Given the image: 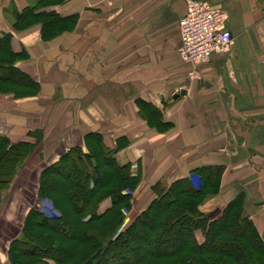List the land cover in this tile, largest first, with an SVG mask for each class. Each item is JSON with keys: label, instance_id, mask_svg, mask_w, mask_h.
Masks as SVG:
<instances>
[{"label": "crops", "instance_id": "obj_1", "mask_svg": "<svg viewBox=\"0 0 264 264\" xmlns=\"http://www.w3.org/2000/svg\"><path fill=\"white\" fill-rule=\"evenodd\" d=\"M208 1L226 14L233 42L228 52L191 67L187 76L177 53L186 0H0V36L11 35L12 50L28 56L16 67L41 92L45 84L50 97L59 91L54 111L59 120L70 114L71 125L76 123L75 145L98 133L109 149L127 146L114 154L119 165L143 171L156 161L157 174L169 181L185 172L177 162L183 154L186 162H202L190 164L193 169L209 165L202 147L218 146L223 161L215 165L224 167L220 189L199 205L202 213L232 199L226 195L229 185L233 189L232 158L244 149L259 194L249 196L248 188L243 194L249 207L260 208L249 219L264 243V0ZM28 9L71 17L72 29L43 40L41 22L17 26L15 13ZM182 90L183 96L173 97ZM144 103L161 113L165 128L152 118L148 123ZM244 183L239 182L242 188L250 186ZM109 205L102 202L99 212Z\"/></svg>", "mask_w": 264, "mask_h": 264}, {"label": "trees", "instance_id": "obj_2", "mask_svg": "<svg viewBox=\"0 0 264 264\" xmlns=\"http://www.w3.org/2000/svg\"><path fill=\"white\" fill-rule=\"evenodd\" d=\"M15 14L17 26L29 19L41 22L43 40L65 31L67 23H72L71 17L61 18L55 13L33 9ZM48 28L51 33H47ZM24 58V52L12 50L11 35L2 34L1 86L38 90V83L15 65ZM144 104L148 123L152 124V118L165 128L167 124L162 122L161 113L150 104ZM86 139H95L103 146L98 134H88ZM33 146L26 141L13 144L0 135V200ZM106 153L105 167L122 174L119 181L126 185L132 183L131 190L137 178L130 174L129 166L118 165L113 150ZM92 154L91 151L85 156L75 148L43 172L40 195L63 197L71 216H67L62 207L60 217L34 211L33 219L22 230L23 239L17 240L16 247L9 251L8 259L12 264L22 260L47 264L49 259L55 264H264V243L251 220L241 213L240 205L231 203L229 211L225 213L224 210L222 216L214 220L198 210L201 199L218 191L223 168L196 170L203 180L200 190L193 188L189 180L174 182L148 210L117 231L121 208L127 207L128 196L121 194V188H116L96 197L110 184L105 181L106 173L103 174L98 166L90 169ZM212 181L215 185L209 191ZM178 191L183 194L180 198ZM107 196L111 197L110 205L99 212L101 201ZM28 227L46 233L48 238L44 240V236H37ZM199 233L203 235L201 241L197 239Z\"/></svg>", "mask_w": 264, "mask_h": 264}, {"label": "rangeland", "instance_id": "obj_3", "mask_svg": "<svg viewBox=\"0 0 264 264\" xmlns=\"http://www.w3.org/2000/svg\"><path fill=\"white\" fill-rule=\"evenodd\" d=\"M71 29L72 23H67L66 28H63V30L65 31H71ZM65 31H60L55 36L54 34H51L50 36H48L49 39L47 40L59 37ZM47 33H51L49 28ZM70 40H72L71 37L67 38V41ZM25 56L26 58L22 59L23 61L28 58L27 55ZM22 60L20 59L19 61ZM182 64L184 65L185 75H189V70L192 66L184 62ZM21 71L24 72L23 70ZM46 71L44 70V72ZM70 72L71 71H69V73ZM24 73L35 81V79L29 73ZM43 77H45L44 74ZM43 83L45 84L44 81ZM68 87H70V81L68 82L67 86H64V90L68 91ZM1 88L4 89L3 92H0V135L8 138L9 141L13 144L20 141H26L32 143L34 146L32 152L25 158L22 166L18 169L15 176L11 178L8 187L1 195L0 264H12L8 259L9 251L10 249L16 247L17 240L23 239L24 234L22 230L25 225L28 226L29 222H31L30 219H33L34 211H39L44 216L60 217L62 207V210L65 211L66 215L71 216V214L68 212L69 205L65 200H63V197L59 196L58 198L57 196H53V198H50L45 195L41 196L39 189L43 172L51 166L55 165L61 159V157L64 156V154L68 153V151L71 152V150L75 148H78L85 156L89 155V153H91L92 151L93 154L92 156H90V169L94 166H98L103 174L106 173L104 178L105 181L110 184V186L100 190V193L96 197H100L102 195L113 192L116 188H121V194L128 196L127 207L121 208V222L116 227L117 231L126 228L139 214L148 210L150 205H152L153 202L158 199V197H160L163 193L167 192L169 186L174 182L189 180L191 181V185L193 188L200 190L201 184H203V180L202 177L196 172V170L204 167L210 169H218L221 167L224 170L223 166L215 165L216 162L220 163L223 161L221 153L217 151L218 146L208 145L204 148L202 147V151L203 149H207V157H209L207 161L209 165L189 169L190 164H195L196 166L200 163L202 164V162H199L198 160H190L191 163H189L188 161L186 162V160H184L183 158L184 156H186V154H183L177 162H182V168H184L185 172H180L178 176H176L172 181H169V178H167L168 175L162 177L157 174L158 168L157 164H155L156 161L154 163H150L148 169L145 165L143 171L138 166L134 167L132 164L129 165L130 174L137 178L136 182L134 183L135 185L133 184L134 187L130 190V186L132 183H128L127 185L124 184L118 179L122 176V174H117L114 170L105 167V157H107L108 155L106 153L107 150H113L115 153L121 149L126 148L127 146L124 143H117L113 149H109L103 143L102 137L95 132L93 133L98 134L101 137L100 141L103 143V146L99 143V141H96L95 139L87 140L86 136L88 134L83 137V143L81 145H75V142L80 140V135L78 134L79 130L75 126L76 123L74 124V122L72 121V124L74 126L71 125L72 119L70 118V114H63L62 120H59L61 114H57L54 111L53 105L59 100L58 90L57 94L53 92V96L50 97L51 93H47V91L50 92V89L46 86V84L45 87L43 86V92H41L39 84L37 91L18 89V87L6 85H0V89ZM68 105V107H70V103ZM68 124H70L71 126ZM66 125H68L69 127H66ZM72 132H74V134ZM36 141L37 143H35ZM246 146L252 147L250 143ZM234 152L236 155H234V157L232 158V163L234 164V167L232 169V173L234 175V180L232 181L233 189L231 186L232 184L229 185V190L226 193L227 197L229 198L230 196L232 197V199H230L229 202L227 201L226 203H224V205L217 210L212 209L210 210V212H204L205 215H208V218L210 220H214L219 216H222L224 210L225 213H227V211H229V205L231 203L240 205L241 213L248 219L250 216L249 214L252 213L254 215H258L260 211V208L254 207V205H251V207H249L246 204L245 195L243 194L245 188H248V192L250 191L251 194H248L249 196H258L259 194L258 190L256 189L258 186V180L248 170L245 164V150L238 149ZM200 155L203 156V154ZM204 156L206 157V155ZM135 168L136 170H134ZM124 174L125 173H123V175ZM240 180L243 183L245 182L244 184L250 186H243L242 188V186H240L239 184ZM209 184L210 191L214 188L215 181H212ZM238 184L240 187L238 186ZM218 191L216 193H218ZM179 193L180 191L177 192V197L179 196L178 198L183 195H180L181 193ZM216 193L210 192V194L201 199L199 205H201V203H203V201L207 197L215 195ZM55 200H58V202H55ZM110 200L111 197L107 196L101 201V203ZM199 205L198 210L201 212V210L199 209ZM253 226L255 227L254 224ZM28 229L31 230L32 228L28 227ZM32 230L37 233V236H44V240L48 238L46 233L42 231H36L35 229ZM197 236L199 241L202 240L203 235L199 233L197 234ZM32 262H34V260H22L16 263L30 264ZM36 264L41 263L36 262ZM47 264H55V262L49 259Z\"/></svg>", "mask_w": 264, "mask_h": 264}, {"label": "built area", "instance_id": "obj_4", "mask_svg": "<svg viewBox=\"0 0 264 264\" xmlns=\"http://www.w3.org/2000/svg\"><path fill=\"white\" fill-rule=\"evenodd\" d=\"M180 59L192 67L229 51L233 37L226 14L208 0H186L179 20Z\"/></svg>", "mask_w": 264, "mask_h": 264}, {"label": "water", "instance_id": "obj_5", "mask_svg": "<svg viewBox=\"0 0 264 264\" xmlns=\"http://www.w3.org/2000/svg\"><path fill=\"white\" fill-rule=\"evenodd\" d=\"M185 94V92L182 90L181 92H180V94H177V95H175V96H173L174 98H176V97H178V96H183Z\"/></svg>", "mask_w": 264, "mask_h": 264}]
</instances>
